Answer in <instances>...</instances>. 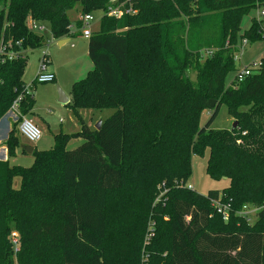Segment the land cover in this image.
<instances>
[{
	"label": "trees",
	"instance_id": "trees-1",
	"mask_svg": "<svg viewBox=\"0 0 264 264\" xmlns=\"http://www.w3.org/2000/svg\"><path fill=\"white\" fill-rule=\"evenodd\" d=\"M119 3L134 12L105 13ZM76 4L79 16L103 10L87 37L92 69L71 84L66 104L82 142L65 149L67 136L56 134L50 149L32 150L30 166L10 165L18 124L34 107L25 50L44 43L27 19L47 22L54 39L76 37L81 21L72 29L67 17ZM261 4L0 0V46L15 52L0 54V118L19 97L0 160V264H264V58L241 80L234 62L239 43L264 37L257 19L240 33L242 17ZM221 105L234 128L211 127ZM80 108L113 112L96 130ZM205 147L208 176L228 185L200 194L186 181L192 154ZM244 206L255 209L252 223Z\"/></svg>",
	"mask_w": 264,
	"mask_h": 264
},
{
	"label": "rangeland",
	"instance_id": "rangeland-1",
	"mask_svg": "<svg viewBox=\"0 0 264 264\" xmlns=\"http://www.w3.org/2000/svg\"><path fill=\"white\" fill-rule=\"evenodd\" d=\"M261 9H264V4H261L259 8H252L242 17L240 21V33L251 25L252 19H257L260 21L261 32L264 34V16H257V12ZM79 13L78 4L67 12V17L72 29L74 28V22L79 18ZM90 14L93 20L89 24L88 29L90 32H96L100 27V19L103 15V10L97 9ZM29 23L30 19L27 20V24ZM37 25L43 26L44 30L31 31L43 36L44 46L42 45L43 47L27 49V51H25L26 63L22 80L27 86L31 85L36 75L40 57L44 52L50 57L47 69L54 72L56 79L54 82L36 83L33 85L34 107L32 113L29 114V117L31 123L39 129L41 138L35 142H29L19 135V140L20 142H24L33 147V149L37 151H43L48 150L53 146L54 136L56 134H64L67 136L64 141L65 149H72L82 142V138L78 134L80 130L79 119L69 106L66 104H60L57 101V89L59 88L64 95L68 97L71 84L84 77L81 76L80 78V74H86L87 71L92 69V64L88 59L86 50L87 38H84V36L82 37L80 34L76 37H71L67 43L58 45L56 41L57 39L51 38L50 28L47 22H37ZM243 41H245V43H242ZM243 41L238 44V51L235 54L236 58L234 61L235 67L239 70H242L251 63H258L260 61V55L264 58V37L258 38L254 41H249L247 39ZM235 75L236 71L229 72L225 77L224 85L228 86ZM191 78L193 79L194 75H191ZM10 111L16 114V118L12 120V122H15L18 118L19 112L17 108L10 109ZM112 112V108L102 110L80 108L78 110L80 117L85 121H89L90 118L95 115L105 118ZM209 116L210 114L208 112H202L199 124L203 125ZM3 120L6 121V118ZM231 124L232 121L226 113L224 105H221L211 127L228 128L231 127ZM3 126L4 129H6L5 122L3 123ZM208 156V147H205L202 153L192 154L191 156V175L186 181V184H190L195 192L200 194H205L208 190H221L228 185V179L225 177L212 179L208 176L206 171ZM33 161L34 157L31 154L22 151L20 148H17L15 154L9 159L10 165L21 166H30ZM20 184V177L14 176L12 186L15 189H19ZM246 216L249 222L252 223L255 220V211L248 212ZM11 264H15V261Z\"/></svg>",
	"mask_w": 264,
	"mask_h": 264
},
{
	"label": "built area",
	"instance_id": "built-area-1",
	"mask_svg": "<svg viewBox=\"0 0 264 264\" xmlns=\"http://www.w3.org/2000/svg\"><path fill=\"white\" fill-rule=\"evenodd\" d=\"M127 12L133 13L134 11L129 9V8H127V9L123 8V3H119L117 5H109L107 7V9L105 10L106 14H108L110 16H114L116 18H119L123 13H127ZM257 16L258 17L264 16V9L259 10L257 12ZM79 19L81 21V35L87 38L91 33L90 30L88 29V26L91 23V21L93 20V18H92L90 13H84V14H81L79 16ZM27 27L29 30H36V31H38V30L43 31L44 30L43 26H38L37 22L32 20V19H30V23L27 24ZM16 43H18V42H16ZM242 43H245V41H243ZM6 46L10 47V43H7V45H4V46H0V54H2V55L7 54L9 57L15 56V52H13V51L7 52L4 50ZM43 46H41V47H43ZM25 51H27V50H25ZM48 63H49L48 54L46 52H44V53H42V55L40 57L39 63L37 65L36 75H35L32 83H45V82H52L54 80V74L47 69ZM260 65H261V62L259 61L258 63H251L248 66H246L245 68H243L242 70H239L237 80H241L244 76L249 75L253 69L259 67ZM24 89L26 92L31 91L30 85L29 86L26 85ZM18 99H19V97L17 98V100ZM16 101L13 102L11 110L16 109V104H17ZM18 134L21 135L22 137H24L29 142H35L38 139H40L39 129L34 124H32L30 120H28L26 118H22L20 120V122L18 124ZM188 188H192V186L190 184H188ZM225 208L226 207H222V208L219 207L218 210L223 211V210H225ZM254 211H255L254 208H252L250 206H244L242 211H241V214L246 216L248 212H254ZM12 242L14 244H16V239H13Z\"/></svg>",
	"mask_w": 264,
	"mask_h": 264
},
{
	"label": "crops",
	"instance_id": "crops-1",
	"mask_svg": "<svg viewBox=\"0 0 264 264\" xmlns=\"http://www.w3.org/2000/svg\"><path fill=\"white\" fill-rule=\"evenodd\" d=\"M80 35V34H79ZM78 36V35H77ZM82 36V35H81ZM83 37V36H82ZM85 38V37H84ZM70 39V37H63V38H59V39H57L56 41H57V44L58 45H62V44H65V43H67V41ZM86 50H87V43H86ZM236 58V57H235ZM235 58H234V61H235ZM262 57H261V55H260V57H259V59H261ZM49 59H50V57H49ZM50 72H52L53 74H54V72L52 71V70H50V69H48ZM80 76V78H81V76H85V74L84 73H82V74H80L79 75ZM83 78V77H82ZM55 74H54V80L52 81V82H54L55 81ZM77 81V80H76ZM33 82V81H32ZM36 83H31V85H30V88H31V90H32V93H33V85H35ZM59 89V88H58ZM69 97H70V93H69V96L67 97L68 98V101H69ZM67 101V102H68ZM65 104H67V103H65ZM65 104H63V105H65ZM30 113H32V111L30 112ZM30 113H28V114H26V115H24L22 118H26V119H29V120H31L30 119V117H29V114ZM4 118H6V121L5 120H3ZM14 118H16V114L15 113H12L10 110L3 116V117H1L0 118V160H6L7 159V154H6V147L3 145V143H4V140L7 138V135H8V132L10 131V128H11V122H12V120L14 119ZM93 118V119H92ZM92 118H90V120L89 121H85L84 119H82L88 126H90V127H93V125H94V123L98 120V119H102V117H100L99 115H95L94 117H92ZM5 122V124H6V129H4V126H3V123ZM79 126H80V124H79ZM41 138V137H40ZM21 144H26V143H24V142H20Z\"/></svg>",
	"mask_w": 264,
	"mask_h": 264
},
{
	"label": "water",
	"instance_id": "water-1",
	"mask_svg": "<svg viewBox=\"0 0 264 264\" xmlns=\"http://www.w3.org/2000/svg\"><path fill=\"white\" fill-rule=\"evenodd\" d=\"M57 94H58L57 101L60 104L67 103L68 98L64 95V93L60 89H57ZM214 104H215L214 100H209V106L210 107H213ZM101 122H102V119H98L97 122L93 125V128L96 129V130H99L100 126H101ZM235 125H236V122H233L232 125H231V128H234ZM19 148L22 149L24 152H26L28 154H31L32 150H33V147L29 146L28 144H21V143L19 144Z\"/></svg>",
	"mask_w": 264,
	"mask_h": 264
}]
</instances>
